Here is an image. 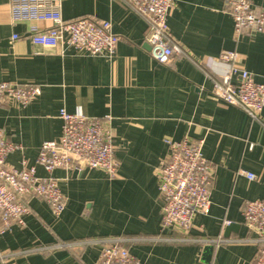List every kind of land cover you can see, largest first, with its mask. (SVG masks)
Listing matches in <instances>:
<instances>
[{
  "label": "crops",
  "instance_id": "crops-1",
  "mask_svg": "<svg viewBox=\"0 0 264 264\" xmlns=\"http://www.w3.org/2000/svg\"><path fill=\"white\" fill-rule=\"evenodd\" d=\"M53 1L65 20L108 21L119 37L116 52L94 56L32 44L31 27L46 30L51 22H13L10 0H0V81L41 89L24 106L0 102V128L17 146L6 161L34 165L42 142L61 136L63 108L105 120L119 167L110 177L36 166L37 176L57 182L65 209L55 217L44 199L27 196L24 224L0 234V264H96L101 247L115 239L143 264H204L206 240L220 236L209 264H252L256 236L243 223L242 206L264 200V108L252 117L216 100L212 90L226 71L218 61L225 50L264 81V33L236 35L225 0H173L167 23L183 53L162 65L145 42V19L127 0ZM182 139H202L203 155L215 166L211 205L187 230H163L158 172L169 156L166 140Z\"/></svg>",
  "mask_w": 264,
  "mask_h": 264
},
{
  "label": "built area",
  "instance_id": "built-area-1",
  "mask_svg": "<svg viewBox=\"0 0 264 264\" xmlns=\"http://www.w3.org/2000/svg\"><path fill=\"white\" fill-rule=\"evenodd\" d=\"M131 8L147 24L145 42L157 63L169 64L174 56L183 53L172 39L167 19L173 0H127ZM233 20L236 35L243 32L264 33V6L255 7L250 0H225ZM9 9L13 22L47 20L51 27L39 30L31 27L32 44L45 48H73L90 55L114 56L119 37L111 31L108 21L82 16L65 20L58 4L53 0H10ZM17 36H14L16 38ZM237 54L222 51L218 61L226 71L216 81L212 95L223 104L240 108L252 117H258L264 108V81L257 82L244 68L237 65ZM236 79L233 81L232 76ZM38 86L23 85L13 81H0V102L12 100L21 106L40 95ZM62 120L61 136L46 140L39 147L34 165L14 167L7 163V156L17 146L8 141L0 128V234L13 224H24L29 212L27 196L44 199L55 217L62 214L66 201L53 178L36 174V166L50 173L57 168L95 169L107 176L117 175L118 162L113 154L111 135L105 120L96 116L59 111ZM169 156L161 161L158 172V190L162 199V229L187 230L197 214L209 212L211 175L215 166L202 152L203 140L191 142L166 140ZM248 179L255 174L241 171ZM241 173V174H242ZM244 225L255 234L257 250L252 264H264V200H246L242 206ZM111 240L101 247L96 264H143L119 243ZM218 245L221 236L206 240Z\"/></svg>",
  "mask_w": 264,
  "mask_h": 264
},
{
  "label": "water",
  "instance_id": "water-1",
  "mask_svg": "<svg viewBox=\"0 0 264 264\" xmlns=\"http://www.w3.org/2000/svg\"><path fill=\"white\" fill-rule=\"evenodd\" d=\"M214 245L211 243H205L202 252V262L204 264H209L211 261Z\"/></svg>",
  "mask_w": 264,
  "mask_h": 264
}]
</instances>
